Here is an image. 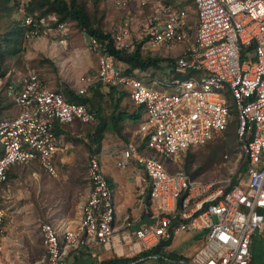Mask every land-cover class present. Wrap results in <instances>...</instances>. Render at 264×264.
Returning <instances> with one entry per match:
<instances>
[{
    "label": "built area",
    "instance_id": "built-area-1",
    "mask_svg": "<svg viewBox=\"0 0 264 264\" xmlns=\"http://www.w3.org/2000/svg\"><path fill=\"white\" fill-rule=\"evenodd\" d=\"M102 1L117 11L105 33L118 50L184 49L173 67L164 68L162 80L146 83L126 74L98 38L86 35L97 57V77L82 78L76 95L86 96L101 83L125 92L144 110L140 140L115 152L120 170L135 166L139 172L140 212L118 218L102 152L94 151L88 160L90 192L79 221L73 227L44 224L43 255L32 264H72L96 247L118 259H135L199 231L205 232L204 245L187 259L149 256L130 264H250L254 237H264V0H194L195 19L170 0ZM16 5L26 41L67 31L55 15L41 20L31 15V0ZM248 48L253 49L243 60ZM8 92L18 113L6 117L0 112V200L15 165L37 163L58 177L57 160L67 151L58 126L98 122L86 105L70 101L61 88L48 89L35 73L11 81ZM234 120L245 163L242 176L237 170L228 179L205 182L180 167L190 149L206 147ZM5 221L0 204V249Z\"/></svg>",
    "mask_w": 264,
    "mask_h": 264
},
{
    "label": "rangeland",
    "instance_id": "rangeland-1",
    "mask_svg": "<svg viewBox=\"0 0 264 264\" xmlns=\"http://www.w3.org/2000/svg\"><path fill=\"white\" fill-rule=\"evenodd\" d=\"M86 3L89 12L102 19L103 28L108 30L117 20V11L111 4L102 0H81ZM175 3L189 5L195 12L194 0H174ZM184 4V5H185ZM11 7V5H10ZM189 11V12H191ZM191 13V14H193ZM19 23L22 26L21 16L17 9L8 16L7 10L0 11V34L9 32ZM67 31L54 32L48 38L26 41L24 38L19 44L16 54L6 49L2 71L5 76L0 80V101L2 114L6 117L17 115L18 106L14 97L5 87L7 81H17L21 77L35 73L44 82L48 89L59 90L66 86L73 90L80 88L84 83L82 78L96 79L97 57L91 51L86 34L74 21H67ZM52 26V25H51ZM5 49V45L3 46ZM151 53V52H149ZM155 57L174 59L179 57L176 50H159L152 53ZM165 58V59H166ZM167 69L153 70L145 75L139 74L142 79L162 80L167 75ZM91 96L89 92L88 97ZM103 115L108 117L112 108L108 100L102 103ZM122 110L129 113L135 111L131 102L125 99ZM76 125L65 128V145L68 151L58 160V177L48 175L37 163L29 166L15 165L9 175V180L1 191V207L6 211L4 225V240L0 249V264H32L43 255L41 228L44 224L54 223L61 226L73 227L80 219L81 207L87 200L90 192L88 181V160L92 152L98 151L97 145L92 144V134L98 125ZM124 132L117 135L105 132L100 151L115 154L130 142H138L139 123L126 121ZM92 145V147H91ZM91 147V149L89 148ZM99 151V152H100ZM190 154V155H189ZM183 158L180 167L194 179L205 182L225 180L231 177L233 171H238V178L245 168L241 157V144L237 136V121L234 120L226 133L216 138L204 148H192ZM110 157H108V160ZM243 168V169H242ZM127 173L119 171L115 164L106 163L105 173L115 192L116 203L119 200L125 206L127 213L139 209V199H130L122 195L116 182L120 177L133 180L134 170ZM111 178V179H110ZM132 183L128 186L130 188ZM118 205V204H117ZM199 231L186 233L175 238L171 246L173 252L188 257L203 241V234ZM109 255L106 252L103 254ZM106 257V256H105ZM145 264H159L157 261H148ZM254 264H264V238L258 239L254 249Z\"/></svg>",
    "mask_w": 264,
    "mask_h": 264
},
{
    "label": "trees",
    "instance_id": "trees-1",
    "mask_svg": "<svg viewBox=\"0 0 264 264\" xmlns=\"http://www.w3.org/2000/svg\"><path fill=\"white\" fill-rule=\"evenodd\" d=\"M16 4L17 0H0V11L7 10L8 16H10L16 10ZM29 13L38 20L55 15L59 23H65L67 21L76 22L85 34L98 38L103 43L104 50L108 54L112 55L118 62L127 65L126 74L130 76L140 77V73L145 75L149 71H159L164 68H171L175 65L176 61L174 59L155 57L152 53L143 52L140 47L133 52L118 50L109 35L105 33L102 23L103 20L98 19L97 15H92L86 3L81 0H31ZM16 25L17 26L11 31L0 34V80L5 76V73L2 71V66L6 49L11 48L12 50L7 53L16 54L19 44L24 38L25 31L23 26L19 23ZM4 45L5 49H3ZM252 49L253 48H248L243 51V60L247 59V54L250 53ZM140 78L142 79V77ZM144 81L149 83L150 79ZM9 86L10 82L7 81L5 87L8 88ZM106 89L107 90H105V87L101 83H97L90 88V97H88L89 94L86 96H78L75 91L68 86L63 89L70 101L86 105L90 111L97 116L99 123L89 137L91 138L92 144L97 145L98 151L101 149V143L105 132H113L117 135H121L123 133V124L126 121L131 120L137 123L142 119L144 113L142 108L132 113L122 110L121 105L123 101L129 99L127 94L116 88L106 87ZM105 100L109 101L110 107L112 108V112L108 117L103 115L104 109L102 103ZM1 106L2 104L0 101V107ZM0 112H2L1 108ZM56 133L58 136L63 133L59 126L56 128ZM91 147L89 146L90 149ZM244 170L245 168L242 171ZM172 241L173 239L164 242L152 252L145 253L139 258L129 260L113 258L101 264H130L138 259L147 258L149 256H161L170 261L183 259L176 253L166 252V249L171 246ZM159 263L163 264V261L160 260ZM250 264H252V260Z\"/></svg>",
    "mask_w": 264,
    "mask_h": 264
},
{
    "label": "crops",
    "instance_id": "crops-1",
    "mask_svg": "<svg viewBox=\"0 0 264 264\" xmlns=\"http://www.w3.org/2000/svg\"><path fill=\"white\" fill-rule=\"evenodd\" d=\"M170 1H172L173 3H175L174 2V0H170ZM176 1H179V0H176ZM175 4H177L179 7H184V8H186V9H188V8H190V6L189 5H186L185 3H180V4H178V3H175ZM185 4V5H184ZM189 11H191V9L189 10ZM191 13H193L192 11L190 12V15H191V18L192 19H195V15L194 14H191ZM104 31H105V29H104ZM87 35V34H86ZM183 49H184V47H182V46H180V47H178L177 49H175L176 51H178L179 52V56L181 55V53L183 52ZM92 51V50H91ZM93 52V51H92ZM95 55V54H94ZM96 56V55H95ZM163 56V58H166L167 56L166 55H162ZM122 65V68L123 69H127L128 67H127V65H125V64H121ZM163 70V69H162ZM104 86V85H103ZM105 87V86H104ZM105 90H107L106 89V87H105ZM89 92H90V90H89ZM89 92H88V94H89ZM87 94V95H88ZM127 100H129V99H127ZM130 101V100H129ZM131 102V101H130ZM131 104L133 105V103L131 102ZM133 107H134V109L135 110H138L134 105H133ZM97 117V116H96ZM143 118V117H142ZM98 119V118H97ZM131 122H133V121H131ZM140 122V121H139ZM139 122H137V123H139ZM124 126V125H123ZM66 128H70V127H66ZM124 127H123V132H124ZM62 134L60 135V138L62 137L63 138V145L67 148V151H68V147L65 145V138H66V129L64 128V130H62ZM67 151H66V153H67ZM102 152V158H101V165H102V169H103V171H104V173H105V164L106 163H110V164H115V166H116V168L117 169H119L118 168V166H117V161H118V159H119V155H117L118 153H115L114 155L113 154H110L109 152H105V151H101ZM65 153V154H66ZM189 153V152H188ZM187 153V154H188ZM65 154H61L60 156H59V158H58V160L60 159V157L61 158H63L64 156H65ZM108 157H110V159L108 160ZM58 160H57V163H58ZM58 167V166H57ZM133 169L134 170V178H133V180H131V179H127V177H123V176H121L120 177V175H119V179H117V181L116 182H124V183H121L122 184V187L121 186H119L120 187V189H121V191H122V195H125V198L126 197H129L130 199H133L134 200V197H136L137 199H139L138 198V186H137V184H136V181H137V176H138V170L135 168V166H131V167H129L127 170H120L119 169V171H122V172H124V173H127L126 171H128L129 169ZM11 171H12V168H11V170L9 171V175H10V173H11ZM106 174V173H105ZM128 174V173H127ZM9 175H8V180H9ZM106 176H107V178H108V181H109V176L106 174ZM111 179V178H110ZM109 183H110V181H109ZM130 183H132L131 184V186H130V188H129V184ZM110 186H111V184H110ZM111 188H112V191H113V196H114V204H115V207H116V211H117V214H118V218L122 221L123 220V218L127 215V214H129V215H132V216H136V215H138L139 214V212H140V208L138 209V210H135V211H133L132 213H127L126 211H125V206L124 205H121L120 203H119V200H118V202L116 203V197H115V192H114V190H113V187L111 186ZM2 191V190H1ZM118 204V205H117ZM50 224H53V225H57V224H54V223H50ZM204 236H205V234H203V238H204ZM262 238H264V237H261V236H256V237H254V239H253V244H252V264H254V249H255V244H256V241L258 240V239H262ZM174 240V239H173ZM203 245H204V239H203V241L201 242V243H199L198 244V247L195 249V251L193 252V253H191V254H189L188 255V257H185V256H182V255H180V254H177L179 257H182L183 259H187V258H189L190 256H192V255H194L199 249H201L202 247H203ZM104 252H106L107 254H109V255H103L104 254ZM166 252H173V248L172 247H168L167 249H166ZM174 253V252H173ZM113 258H117L113 253H111V252H107V251H105L102 247H96V248H94V249H92L90 252H89V254H87V253H83V254H81L78 258L76 257V258H74V259H72L71 261H70V263H82V264H101L102 262H104V261H108V260H111V259H113ZM124 260H127V259H124ZM159 263V262H158ZM160 264V263H159Z\"/></svg>",
    "mask_w": 264,
    "mask_h": 264
}]
</instances>
